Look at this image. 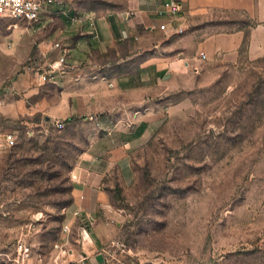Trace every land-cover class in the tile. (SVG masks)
I'll return each mask as SVG.
<instances>
[{"label": "rangeland", "instance_id": "obj_1", "mask_svg": "<svg viewBox=\"0 0 264 264\" xmlns=\"http://www.w3.org/2000/svg\"><path fill=\"white\" fill-rule=\"evenodd\" d=\"M108 2L116 0H62L33 25L0 21V98L37 74L43 46L69 43L71 24L100 40L95 23L71 18ZM258 40L236 60L201 57L152 77L130 106L120 102L122 85L104 80L120 101L94 119L0 112V264H264V32ZM117 51L105 50L97 69L138 68L120 64ZM78 166L103 171L91 216L72 207Z\"/></svg>", "mask_w": 264, "mask_h": 264}, {"label": "crops", "instance_id": "obj_2", "mask_svg": "<svg viewBox=\"0 0 264 264\" xmlns=\"http://www.w3.org/2000/svg\"><path fill=\"white\" fill-rule=\"evenodd\" d=\"M165 1L116 0L115 4L108 2L105 6L89 5L85 18L75 14L81 20L77 22L79 27L87 28L95 23L101 32L99 40L90 34L87 37L75 33L77 27L70 25V41L63 42L70 50L68 63L71 65L75 59L84 67L71 65L57 83L43 84L38 74L27 72L13 82L12 90L6 88V97L0 98V112L12 119L35 113L55 121L77 113H87L92 118L96 110L112 109L120 101L110 98L104 80H112L113 87L121 84L119 90L116 88L119 95H125L120 102L130 106L136 103L134 95L152 89V77L157 79L159 74L165 77L187 65H197L195 61L202 60V54L210 61L217 57L236 60L244 47L254 51L260 46L258 35L264 32V0H182V11L177 17L170 16ZM52 13L48 8L41 20ZM21 23L24 22L9 28ZM162 23L168 25V31L159 29ZM177 28H183L184 32L176 33ZM3 42L0 40V44L4 45ZM115 47L120 64L137 63L138 68L106 75L99 71L98 57L108 56L105 50L113 56ZM40 52V66L51 64L60 54L59 50L52 48L49 52L44 46ZM142 69L149 70V75L142 74ZM14 88L22 90L20 96L13 94ZM28 98L33 101L27 105ZM102 185L103 171L78 166L74 172L75 211L95 214L103 200Z\"/></svg>", "mask_w": 264, "mask_h": 264}, {"label": "built area", "instance_id": "obj_3", "mask_svg": "<svg viewBox=\"0 0 264 264\" xmlns=\"http://www.w3.org/2000/svg\"><path fill=\"white\" fill-rule=\"evenodd\" d=\"M62 0H0V21H8L7 26H16L20 22H24L30 25L38 23L45 11L48 10L53 4H59ZM164 6L170 16L177 17L182 11V0H166ZM73 22H81V20L74 16L71 18ZM161 31H168V25L162 23L159 25ZM175 32L182 34L183 28L175 29ZM54 49L59 50L58 58L51 64L46 66L38 65L36 72L38 74L39 81L45 83H57L62 79L66 71L71 68L68 63L69 47L63 42L57 41L53 45ZM206 58L204 54L201 56ZM59 128H63L62 122H57ZM6 143L10 146L16 143V137L13 133H8L5 136Z\"/></svg>", "mask_w": 264, "mask_h": 264}]
</instances>
